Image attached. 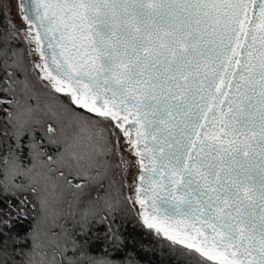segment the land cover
<instances>
[{
    "label": "snow or ice",
    "instance_id": "6c2138e0",
    "mask_svg": "<svg viewBox=\"0 0 264 264\" xmlns=\"http://www.w3.org/2000/svg\"><path fill=\"white\" fill-rule=\"evenodd\" d=\"M12 6L0 264H264V0Z\"/></svg>",
    "mask_w": 264,
    "mask_h": 264
},
{
    "label": "trees",
    "instance_id": "16d2710c",
    "mask_svg": "<svg viewBox=\"0 0 264 264\" xmlns=\"http://www.w3.org/2000/svg\"><path fill=\"white\" fill-rule=\"evenodd\" d=\"M16 23H17V22H16ZM27 226H28L27 224H24L22 227H23V228H26ZM20 227H21V226H18V230L20 229ZM122 230H123V229H122ZM128 231H129V232L132 231V229H131V225H129V227H128ZM133 237H134V239H135L138 243L143 242V243L148 244V243H151V242H152V241H151V237H147V238H146V234L143 233V231L140 230V229H137L136 232L133 233ZM150 259L153 261V264H162V262L160 261L159 257H151Z\"/></svg>",
    "mask_w": 264,
    "mask_h": 264
},
{
    "label": "rangeland",
    "instance_id": "374dc122",
    "mask_svg": "<svg viewBox=\"0 0 264 264\" xmlns=\"http://www.w3.org/2000/svg\"><path fill=\"white\" fill-rule=\"evenodd\" d=\"M12 19L15 20V22H17V24L19 25V19L18 17H16L15 14V1L13 0V6H12Z\"/></svg>",
    "mask_w": 264,
    "mask_h": 264
},
{
    "label": "water",
    "instance_id": "95a60500",
    "mask_svg": "<svg viewBox=\"0 0 264 264\" xmlns=\"http://www.w3.org/2000/svg\"><path fill=\"white\" fill-rule=\"evenodd\" d=\"M15 1V0H14Z\"/></svg>",
    "mask_w": 264,
    "mask_h": 264
}]
</instances>
